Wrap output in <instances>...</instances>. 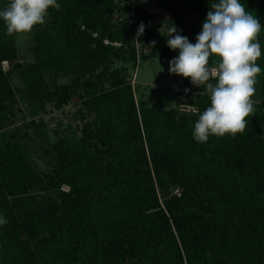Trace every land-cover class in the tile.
<instances>
[{
	"label": "trees",
	"instance_id": "obj_1",
	"mask_svg": "<svg viewBox=\"0 0 264 264\" xmlns=\"http://www.w3.org/2000/svg\"><path fill=\"white\" fill-rule=\"evenodd\" d=\"M213 2L170 0L172 10L160 0V7L195 44L207 16L187 24L175 9L201 17ZM240 2L262 25L256 61L262 99L254 101L243 133L206 143H197L193 130L210 97L203 86L195 93L190 78L177 105L169 88L150 102L139 91L136 101L133 30L117 18L127 0H57L59 10L50 8L47 26L32 37L44 84H35L31 67L29 73L21 64L3 70L18 48L16 33L0 19V120L14 113L16 71L24 91L40 95L48 87L43 99L57 108L78 94L82 121L77 142L59 137L52 144L48 172L24 152L0 160V217L7 220L0 225V264H264V0ZM147 21L153 27L144 28V39L176 58L168 34H156ZM61 77L70 80L57 83ZM181 104L198 112H182ZM177 186L180 195L173 193Z\"/></svg>",
	"mask_w": 264,
	"mask_h": 264
},
{
	"label": "clouds",
	"instance_id": "obj_2",
	"mask_svg": "<svg viewBox=\"0 0 264 264\" xmlns=\"http://www.w3.org/2000/svg\"><path fill=\"white\" fill-rule=\"evenodd\" d=\"M50 8L59 10L57 0H9L0 9V19L10 34L29 33L34 26L45 23ZM261 29L255 14L240 0L211 3L195 44L180 35L174 25L168 26V47L179 52L170 61V73L190 78L194 85L203 86L210 97L211 106L199 115L194 125L193 138L197 143H206L210 136H235L245 131L246 118L254 111L256 77L262 71L256 63L261 57L258 40ZM143 32L141 22L137 36ZM213 55L219 59L210 65ZM6 223L0 217V225Z\"/></svg>",
	"mask_w": 264,
	"mask_h": 264
},
{
	"label": "rangeland",
	"instance_id": "obj_3",
	"mask_svg": "<svg viewBox=\"0 0 264 264\" xmlns=\"http://www.w3.org/2000/svg\"><path fill=\"white\" fill-rule=\"evenodd\" d=\"M165 1L168 3L166 9L169 8L173 10L174 8L169 4L170 0ZM0 6L2 8L5 7L2 2H0ZM175 10L181 20L186 21L187 24H193L195 21L202 20L207 16L197 17L194 12L181 7H177ZM168 17V14H162V17L158 19V23H155L154 32L156 34H168V26L171 24ZM47 24L48 21L46 19L43 25L34 26L29 33L15 34L18 56L13 61L8 59L3 61L2 68L5 72H9L16 64H21L28 73L30 70L29 68H32V76L36 81L35 84L45 83L39 81L41 78L38 73L39 67L36 65L37 60L32 50V37L37 30L46 27ZM150 27L153 26L150 24L148 28ZM156 50L155 56L141 59L137 64L138 68L131 74V80L134 82L132 86L134 88L136 101H140V92L146 93V95L142 96L150 102V99L155 98L156 95H161L160 92L163 89L169 88L173 105H175L178 98L186 91L182 87L189 78L170 73V61L174 58L164 57L161 48H157ZM218 59L217 57V60ZM6 61L7 63H4ZM4 66L7 67L5 68ZM11 79L17 91L16 105L13 114H10L6 119L0 120V160L12 158L13 155L24 152L30 157V161L34 166H37L43 172H48L51 168L50 163L53 162L54 159L50 157L46 161L47 155L57 138L72 139L77 142L81 137L82 121L76 116V112L81 106V99H79L80 97L78 94H74L70 102L62 108H57L53 103L43 99L44 95L48 92V87L42 88V93H40V95L37 94L35 89L32 93L31 91L28 93L24 91L26 87L24 78H20L16 71L12 73ZM182 79L183 82L179 85ZM69 80V78L61 77L56 81L57 83H65L69 82ZM49 81L50 80L46 78V82ZM256 81L254 85L256 91L252 97L253 101L262 99L261 73L256 77ZM104 86H108V83H105ZM194 86L193 91L197 93L199 87L196 85ZM37 87L39 86L37 85ZM158 97L160 98V96ZM151 102H153V100ZM153 103H155V101ZM182 105L183 104L178 105V109L182 112H188ZM196 109L197 111L194 113L198 112V107H196ZM62 189L69 191L70 186L64 184ZM181 192L182 188L179 186L173 189V193L177 195H180ZM61 210L62 217L65 219L66 212L63 206Z\"/></svg>",
	"mask_w": 264,
	"mask_h": 264
},
{
	"label": "built area",
	"instance_id": "obj_4",
	"mask_svg": "<svg viewBox=\"0 0 264 264\" xmlns=\"http://www.w3.org/2000/svg\"><path fill=\"white\" fill-rule=\"evenodd\" d=\"M126 6V11L118 13L117 18L121 23H125L132 27L134 45L137 60L139 62L143 56L153 53L156 49L155 46H152V42L150 40L144 39L143 34L138 37L137 32L141 22H143L144 28L151 24L150 21H147L148 19L154 23H158V19L161 18L162 14L160 0H127ZM94 35L97 36V33ZM104 42L107 44H113L115 46L122 45L120 41H111L109 38H105ZM4 63H7V61ZM4 67L6 68L7 66ZM131 82L134 85L133 80H131ZM186 106L189 105H182V107L186 108L189 112L197 111L196 107L193 105H190V108Z\"/></svg>",
	"mask_w": 264,
	"mask_h": 264
},
{
	"label": "crops",
	"instance_id": "obj_5",
	"mask_svg": "<svg viewBox=\"0 0 264 264\" xmlns=\"http://www.w3.org/2000/svg\"><path fill=\"white\" fill-rule=\"evenodd\" d=\"M163 15H166V13H164ZM161 17H162V15H161ZM181 83H179V85H180ZM171 87V86H170Z\"/></svg>",
	"mask_w": 264,
	"mask_h": 264
},
{
	"label": "water",
	"instance_id": "obj_6",
	"mask_svg": "<svg viewBox=\"0 0 264 264\" xmlns=\"http://www.w3.org/2000/svg\"><path fill=\"white\" fill-rule=\"evenodd\" d=\"M183 82V79L181 80V82L180 83H182Z\"/></svg>",
	"mask_w": 264,
	"mask_h": 264
}]
</instances>
